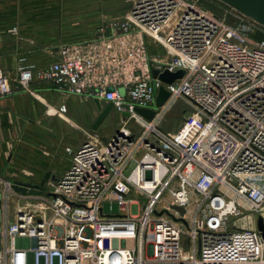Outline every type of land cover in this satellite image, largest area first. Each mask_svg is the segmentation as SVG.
<instances>
[{
  "label": "built area",
  "instance_id": "obj_1",
  "mask_svg": "<svg viewBox=\"0 0 264 264\" xmlns=\"http://www.w3.org/2000/svg\"><path fill=\"white\" fill-rule=\"evenodd\" d=\"M225 11L239 23L201 0H135L96 37L58 44L46 66L20 55L15 87L0 67L2 96L50 82L62 94L113 102L121 115L107 142L89 135L67 147L71 166L46 181L43 194L25 196L0 176V264H29L31 252L34 264H264L257 228L231 226V217L264 206V38L252 37L264 26L228 5ZM147 38L167 56L151 55ZM153 69L184 74L165 82ZM161 87L170 96L156 109ZM180 99L190 110L178 136L159 124ZM137 108L155 114L148 119ZM50 110L64 115L67 105ZM133 193L145 195L139 215L129 211ZM10 195L25 199L13 221ZM105 201L122 213L105 215ZM17 236L30 237L31 248L17 247Z\"/></svg>",
  "mask_w": 264,
  "mask_h": 264
},
{
  "label": "rangeland",
  "instance_id": "obj_2",
  "mask_svg": "<svg viewBox=\"0 0 264 264\" xmlns=\"http://www.w3.org/2000/svg\"><path fill=\"white\" fill-rule=\"evenodd\" d=\"M134 1L135 0H0V34L4 36V46L0 53L2 54V57H0V67L6 72L5 66L9 67V62L14 61V56L8 54L13 51V46L18 49V51L15 49L17 52L16 54L26 55L31 63L40 66L39 64L54 58L52 50L58 44L90 40L96 37L103 27L110 25L113 21L121 20L126 16ZM201 2L210 11L225 18L232 25H237L239 23L233 16L226 13V5L218 0H201ZM13 26L18 27V35H11L8 33V29ZM252 37L255 39L264 38V32L254 30L252 32ZM147 42H149L148 48L153 56H167L168 53L163 45L150 38H147ZM62 100L63 99H61V101ZM65 102L70 107V111L68 115H66L67 118L57 117L53 127L51 125V127L44 125L35 129L30 126L28 130L25 131L26 133L22 135L23 141L22 139V142L20 141L22 145L26 146V149H30V153L34 152L37 158L39 157L38 153L41 152L40 148L44 149L46 159L53 160L58 164V166L56 165L57 168L59 165L62 166L63 162L66 160L65 156L68 153L67 147H77L83 141L90 139L89 135H98L102 138L111 137L119 129L121 123L120 116L116 118V114L113 113L107 117L97 129H94L93 125L100 115V112L94 104H88L86 101H82L76 96L68 100L66 99ZM154 108L159 109L157 105H155ZM40 110V114L38 115L40 117L39 122L41 125L42 123L47 124V120L54 116H48L46 114V107ZM185 110H190V107L181 99L176 101L164 114L159 127L166 132L178 131L183 123V113ZM113 112L117 111L113 110ZM74 119L78 122L77 126ZM113 120H116L118 123L116 127L113 125ZM6 123H9V120L7 117H4V124ZM127 126L137 133L141 131L134 120H129ZM17 135L18 129L16 128L13 132L14 140H16ZM31 141H34V143L37 142L35 145L39 147V149H31L32 147L35 148L34 144L29 145L27 143ZM11 145L10 143V146H5V148L2 149L3 157L2 159L0 158V166L3 164V161L6 160ZM26 149L21 150L25 151ZM57 152H60V155L63 156L57 157L55 155ZM135 164L136 163L133 161L125 170L126 175L130 174ZM48 166L55 165H53V163L46 164L44 170L47 169ZM14 169L15 168H11V170ZM42 174L43 172H40L39 176ZM147 176L149 178L151 177L150 171L147 172ZM7 177L13 180L9 174H7ZM38 178L40 177L37 175V177L31 180L20 179H22V182L35 184L41 182V179ZM128 198L136 200V202L130 204V213L132 215L141 214L145 204V195L133 193ZM29 199L31 200V198ZM162 200L164 204H168L170 197L165 195ZM24 202L25 199L20 200L17 196H9V221L15 219V211L18 205ZM103 208L105 215H119L122 213L120 205L117 202L111 203L110 201H105L103 202ZM5 211L6 206L1 195L0 232L5 224ZM245 213L246 214L241 217H231V226L236 224L239 227H256L257 217L259 214L264 213V207L259 211L253 212V215H249V212ZM15 245L17 247L30 249L32 246V239L27 236H17ZM33 257V252H31L29 264H34Z\"/></svg>",
  "mask_w": 264,
  "mask_h": 264
},
{
  "label": "crops",
  "instance_id": "obj_3",
  "mask_svg": "<svg viewBox=\"0 0 264 264\" xmlns=\"http://www.w3.org/2000/svg\"><path fill=\"white\" fill-rule=\"evenodd\" d=\"M0 36L2 37V41L0 42V53H1L3 46H4V36H2L1 34H0ZM15 49H17V48L15 46H13V51L8 53L9 55L14 56V61L9 62V67L5 66V70L9 74V76L11 78V83L14 87L17 84L15 81V78L18 76V58L20 56V55L16 54L17 52ZM17 51H18V49H17ZM0 57H2V54H0ZM54 59L55 58L50 59V60H48L42 64H39V65L40 66H46L47 64L52 62ZM75 96L80 98L82 101H86L88 104H94L96 106L95 99L86 98V97H82V96H78V95L62 94L59 91H57L54 88L53 84L50 82H34L32 84L31 90H16L11 95H4V96L0 95V149H1L0 150V158L1 159L3 157L2 156V151H3L2 149H4L5 146H10V143L12 144L11 148L7 154L6 160L3 161V164L0 166V176H4V177L8 178L7 174H9L11 176V178H13V181L14 180H16V181L20 180L21 181L22 179L23 180L24 179L25 180H31V179L37 177V175H38V177H40L38 179H41V181H42V180H44L45 175L49 172L50 173L49 180H56L69 169V167L71 166V163H72V155L68 151H67L68 152L67 155L65 156L66 160L63 162L62 166L59 165V167L57 168L56 165L58 166V164H56L53 160L46 159L44 149L40 148L41 152L38 153L39 157L37 158V157H35L34 152L30 153L29 152L30 149H26V146L22 145L20 143L21 139L23 141V138L21 136V138L18 139V136H19V133H20L26 119H28V123L25 127L23 134L26 133L25 131L28 130V128L30 126L34 127L35 129H38L39 126H44V125H48V127H51V126L53 127L55 125L54 122H56L57 117L67 118L66 115H68V113L70 111V107H69V105H67L65 100L66 99L68 100L71 97H75ZM61 99H63V100L61 101ZM100 102L102 103L103 107H105L109 103L105 100H100ZM63 103L67 105V112L64 115H59L55 111H53L51 113L48 112V108H51V110H52L53 108H57L58 106H60ZM44 107H46V114L48 116H54V117L47 120V122H48L47 124H44L41 122L42 123V125H41L39 122L40 117L38 115L40 114V111H41L40 109L41 108L43 109ZM112 109L116 110V109H114V107ZM98 111L100 112L99 109H98ZM119 116L121 119V115H119ZM4 117L8 118L9 123L4 124ZM42 121H44V120H42ZM74 121L76 122L77 120L74 119ZM184 122L185 121L183 120V123H182V125L178 131L169 132V133H171L173 135L180 136L179 133H180V130H182L184 128ZM77 123L78 122H76V126H77ZM80 123H82V122H80ZM16 128L18 129V135H17L16 140H14L13 132L15 131ZM174 133H176V134H174ZM96 136H98V135H96ZM99 137L105 142V140H104L105 137L102 138L101 136H98V138ZM106 138L108 139L109 137H106ZM27 143L29 145L34 144L35 148L32 147L31 149H33V150L39 149V147H37L35 145L37 142L34 143V141H31V142H27ZM80 145H78L77 147H79ZM77 147H75V148H77ZM21 149H26V150L23 151ZM11 153H12V157H11L9 166H8L5 174L2 175L4 165L7 162L8 157L10 156ZM60 154H61L60 152H57L55 155L57 157L63 156ZM50 163H53V165H55V166H48V168L44 170V166L46 164H50ZM12 165H13V167H12ZM11 168H15V169L11 170ZM40 172H43V174L41 176H39ZM16 175H18V176H16ZM17 178H19V179H17ZM20 178H22V179H20Z\"/></svg>",
  "mask_w": 264,
  "mask_h": 264
},
{
  "label": "water",
  "instance_id": "obj_4",
  "mask_svg": "<svg viewBox=\"0 0 264 264\" xmlns=\"http://www.w3.org/2000/svg\"><path fill=\"white\" fill-rule=\"evenodd\" d=\"M222 2L225 5H228L235 10L239 11L240 13L246 15L247 17L255 20L262 26H264V0H218ZM2 41V37L0 36V42ZM184 74L183 70H180L176 73H169L168 71H165L163 73L159 74V70L153 69V75L154 77H159L165 82H172L174 79L181 77ZM157 102L156 105L158 107H161L164 102L168 99L170 96V92L165 88L161 87L159 90H157ZM95 104L97 108L100 110V115L95 121L93 128L97 129V127L103 122V120L106 118L110 110L113 108V102H109L105 107H103L102 103L100 102L99 99H95ZM137 111L139 114L143 115L144 117L148 119H152L155 111L150 110V109H145V108H137ZM189 111H185V115H188ZM122 115L129 116V113L123 112ZM26 118V117H25ZM28 123V119H26L20 133L18 136V139L21 138L25 127ZM104 140L107 142L108 139L105 137ZM12 157V153L8 157L7 162L4 165L2 175L5 174L10 160ZM50 178V173L48 172L44 180H42L40 183H27V182H22V181H13V188L15 189L16 192L21 193L25 196H31V195H41L44 193V183L48 181ZM182 212H184V208H180ZM256 228L257 230L261 233L263 239H264V216L262 214H259L257 217L256 221Z\"/></svg>",
  "mask_w": 264,
  "mask_h": 264
},
{
  "label": "flooded vegetation",
  "instance_id": "obj_5",
  "mask_svg": "<svg viewBox=\"0 0 264 264\" xmlns=\"http://www.w3.org/2000/svg\"><path fill=\"white\" fill-rule=\"evenodd\" d=\"M113 113L116 114V118L119 117L118 113H117V112H113V109H111L110 112L108 113V115L106 116V118L109 117L110 115H112ZM106 118H105V119H106ZM116 118H115V119H116ZM105 119H104V120H105ZM104 120H103V121H104ZM113 125H115V127L118 125V123L116 122V120H115V121L113 120Z\"/></svg>",
  "mask_w": 264,
  "mask_h": 264
},
{
  "label": "bare ground",
  "instance_id": "obj_6",
  "mask_svg": "<svg viewBox=\"0 0 264 264\" xmlns=\"http://www.w3.org/2000/svg\"><path fill=\"white\" fill-rule=\"evenodd\" d=\"M174 122V121H173ZM176 122V121H175ZM174 124V123H173ZM173 126V125H172ZM175 126V125H174ZM173 128V127H172ZM264 206H262L259 210H261ZM262 215L264 216V213H262Z\"/></svg>",
  "mask_w": 264,
  "mask_h": 264
},
{
  "label": "trees",
  "instance_id": "obj_7",
  "mask_svg": "<svg viewBox=\"0 0 264 264\" xmlns=\"http://www.w3.org/2000/svg\"><path fill=\"white\" fill-rule=\"evenodd\" d=\"M220 2V1H219ZM131 8V7H130ZM149 42H147V44H148ZM149 47V46H148ZM149 49V48H148ZM149 53L151 54V52L149 51ZM152 55V54H151Z\"/></svg>",
  "mask_w": 264,
  "mask_h": 264
}]
</instances>
